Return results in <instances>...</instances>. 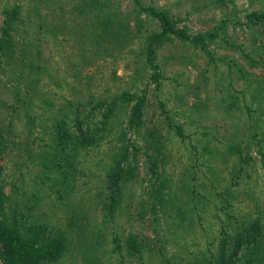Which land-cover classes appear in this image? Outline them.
<instances>
[{
    "label": "rangeland",
    "instance_id": "obj_1",
    "mask_svg": "<svg viewBox=\"0 0 264 264\" xmlns=\"http://www.w3.org/2000/svg\"><path fill=\"white\" fill-rule=\"evenodd\" d=\"M138 1L217 34L161 37L153 78L133 0H0L1 217L59 239L43 264H205L255 221L264 264V0Z\"/></svg>",
    "mask_w": 264,
    "mask_h": 264
},
{
    "label": "trees",
    "instance_id": "obj_2",
    "mask_svg": "<svg viewBox=\"0 0 264 264\" xmlns=\"http://www.w3.org/2000/svg\"><path fill=\"white\" fill-rule=\"evenodd\" d=\"M133 1L140 9H143L146 12V15L158 19L161 26V29L158 32H148L143 38L146 60L153 68L150 73L153 78L157 76V66L153 61V46L155 43L159 42L161 37L172 33L192 43H199L203 47L206 42L205 40L210 39L217 34L214 30L208 31L207 35L205 33H186L182 28L174 26L173 21L167 16L164 10L151 6H144L138 0ZM78 10L79 13L83 12V8L81 9V7H79ZM85 16L87 18V14H85ZM245 17L247 21L264 22V10L248 11L245 14ZM87 28L81 29L85 30L88 34L89 42L92 44V48L97 47L99 33H97L95 28ZM81 36L84 37L83 32H81ZM121 38L124 39V36L121 35ZM0 41H3V38H0ZM3 46V44H0V48ZM80 46L82 47L81 44ZM89 52H92L91 48L89 49ZM84 57H86L85 54L81 53V58ZM142 104V97L140 96L136 98L135 102L131 106L132 116L135 120H138L140 117ZM130 118L134 121L132 117ZM1 201L0 190V264H43L44 261L56 257L61 247L59 239L54 237L51 239L36 241L34 236L33 238L25 237L19 225L16 224L15 218L10 221L1 217ZM258 229L259 223L251 221L247 227H243L241 230L236 231L233 235L230 250L225 252L224 247L221 246L217 255L214 258L207 260L205 264H236V260L241 256V248L246 242L250 240L254 241L256 239ZM130 245L132 246L133 244L130 243Z\"/></svg>",
    "mask_w": 264,
    "mask_h": 264
}]
</instances>
